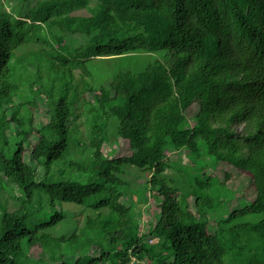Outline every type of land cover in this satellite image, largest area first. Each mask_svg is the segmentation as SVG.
<instances>
[{
	"label": "trees",
	"instance_id": "1",
	"mask_svg": "<svg viewBox=\"0 0 264 264\" xmlns=\"http://www.w3.org/2000/svg\"><path fill=\"white\" fill-rule=\"evenodd\" d=\"M29 2L0 12V264H227L230 252L264 264V0ZM136 50L170 61L95 87L96 59ZM42 105L48 120L36 124ZM111 123L132 154H106ZM185 151L188 166L170 158ZM222 165L227 181L249 175L255 193L229 213L233 186L207 171ZM127 166L152 172L147 223L123 200ZM169 167L197 184L167 183ZM3 191L20 206L9 210ZM63 203L88 210L80 233H53ZM248 214L260 219L228 227ZM238 230L252 233L247 250L231 246ZM25 242L49 257L24 256Z\"/></svg>",
	"mask_w": 264,
	"mask_h": 264
},
{
	"label": "rangeland",
	"instance_id": "2",
	"mask_svg": "<svg viewBox=\"0 0 264 264\" xmlns=\"http://www.w3.org/2000/svg\"><path fill=\"white\" fill-rule=\"evenodd\" d=\"M35 0H30L29 4L33 3ZM96 0H92L94 4ZM24 5L23 0H0V12L1 11H17ZM28 5V4H27ZM26 5V9H27ZM38 45L31 43L24 45L18 48V53H22L31 49L36 48ZM160 58L165 62L170 61V57L166 55L164 52H146L142 50L131 51L124 55L114 56V57H106L103 59H96L91 67L94 71V78L92 79L95 87H99L101 84H105L108 80H111L115 77V75L122 69H129L132 72H139L143 70L150 62L155 59ZM93 94H89V97H92ZM45 105H42L41 109H37L35 112V123L36 124H45L48 120V116L45 112ZM77 111H80L79 108ZM195 112H190L189 115H193ZM115 121V120H113ZM193 121V120H192ZM75 124H78L79 131L82 132L81 137L83 139H87L86 128L83 122L82 116H79L75 121ZM243 124L239 127V130L243 128ZM37 134L34 132L31 139V144L34 145L37 141ZM109 143L106 144V154L108 156H120V155H130L132 154V150L130 147V142L127 139H123L122 137H117V130L115 127V123H111L109 127ZM121 139V140H120ZM186 153V154H184ZM183 154L169 152V156L174 162L178 164H182L183 166H188L190 160L187 157L188 152L185 151ZM178 168V167H177ZM176 167L167 168L165 175L167 183H171L172 180L179 187L188 190L189 187H192L194 183L192 182L191 176L187 173L179 171ZM226 166H219L217 169H209L208 173H212V175H216L218 179L224 181L228 184V187L233 186V192L237 200L227 205V213L231 212L235 208H242L245 204L249 203V200L254 199L255 193L253 184L251 182L250 176L246 173L239 172L235 173L233 171V176L230 181L226 180L225 171ZM228 170L231 172L230 168ZM152 172L147 170L143 171L141 169L127 166L126 174L124 178L128 181L129 187L126 190L127 195L123 198V200L130 204L131 202L135 203L137 209H141L145 211L144 221H149L154 218V213L156 209L155 199L151 196L147 181L152 177ZM1 200L8 202V209L14 210L20 206V204L14 198L10 197L8 191H3L1 194ZM224 198V197H223ZM230 195L225 197V202H222L221 205H226L227 201H229ZM247 201H244V200ZM150 207V208H149ZM61 208L65 211L67 217L66 219L60 223L54 230L53 233L56 235H61L64 233L71 234L73 232L80 233L81 227L84 226L86 217L88 215V210L83 205H76L73 203H63ZM193 210L195 211V207L192 205ZM217 218V215H214ZM260 219V215L257 214H248L242 216L241 218L235 219L228 227H231L238 223H252ZM148 225V224H147ZM217 221L214 220L213 230H217ZM239 240L237 238H232V235H229V240L232 242L231 246L236 245L237 247H244L246 250L250 247L252 242V233H247L246 231L238 230ZM247 237V239H246ZM243 244V245H242ZM247 247V248H246ZM28 243H24V256H29L31 259L35 257L42 256L47 259L49 257L48 253H39L36 249H30ZM249 252V251H246ZM230 254L227 256V264H237V258H230ZM23 256V257H24ZM69 260H73L72 257H68ZM23 264H28V259L24 257L22 259Z\"/></svg>",
	"mask_w": 264,
	"mask_h": 264
}]
</instances>
